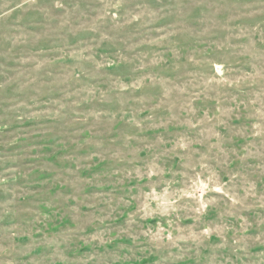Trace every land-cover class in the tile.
Here are the masks:
<instances>
[{
    "label": "rangeland",
    "instance_id": "1",
    "mask_svg": "<svg viewBox=\"0 0 264 264\" xmlns=\"http://www.w3.org/2000/svg\"><path fill=\"white\" fill-rule=\"evenodd\" d=\"M0 264H264V0H0Z\"/></svg>",
    "mask_w": 264,
    "mask_h": 264
}]
</instances>
